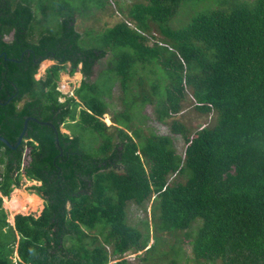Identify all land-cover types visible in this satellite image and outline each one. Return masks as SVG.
Wrapping results in <instances>:
<instances>
[{
    "label": "trees",
    "instance_id": "1",
    "mask_svg": "<svg viewBox=\"0 0 264 264\" xmlns=\"http://www.w3.org/2000/svg\"><path fill=\"white\" fill-rule=\"evenodd\" d=\"M47 1L57 29L31 40L44 22L33 7ZM183 1L134 2L127 19L91 36L76 29L66 0H0V135L15 145L28 118L16 147L0 141V264H131L128 251L160 264V254H147L159 241H181L180 231L201 264H264V0L197 10L173 26ZM44 60L54 63L36 78ZM61 71L81 72L73 95L58 90ZM115 83L116 113L105 100ZM187 94L213 118L192 132L172 119L184 141L178 153L133 109L153 103L166 122ZM85 130L98 136L96 153L81 146ZM22 178L35 181L27 188L43 208L10 223L2 200ZM149 202L142 231L127 207L146 212Z\"/></svg>",
    "mask_w": 264,
    "mask_h": 264
},
{
    "label": "rangeland",
    "instance_id": "2",
    "mask_svg": "<svg viewBox=\"0 0 264 264\" xmlns=\"http://www.w3.org/2000/svg\"><path fill=\"white\" fill-rule=\"evenodd\" d=\"M137 1H143V0H66V2L69 3V6L72 9L75 8L76 29L80 31L81 33L90 32L91 36L96 35L100 31H102L103 28L105 27L112 26L121 20L127 19L126 17L127 8L131 4ZM198 1L199 0H188L185 2L183 1L176 15L172 19L171 24L173 26H179L182 24L184 25V23L188 21L189 16L197 10H205L208 7L215 8V7H220V6L224 8H228L235 1H251V0H205L204 3H201ZM218 1H222L224 3L220 5ZM45 4L46 5L44 7H40V6L33 7L35 15L42 16L44 18V22L42 25L37 26L33 30L32 34L30 33L31 40H36L40 32H47L49 31V29L51 31H55L57 29L58 22H57V18L55 17L56 14L53 10L49 9V1H47ZM43 8H46V10H43ZM6 39L9 40L10 36H6ZM106 62H107V59L104 58L100 65L95 66V70H94L95 73L101 67H105ZM52 63H54V61L52 60L42 61L35 75L36 78H39L40 76H42L45 72V69ZM146 68L148 72L150 69L148 67ZM95 73L94 75H96ZM139 73L140 74L142 73L145 75V72L143 71L139 70ZM81 79H82V74L80 71H76L72 75H69L68 73L61 71L59 75V80H58V90L61 91L65 95H73L74 89L78 87ZM120 92H121V89L119 87V84L115 83L111 89L110 96L105 98V100L108 102L109 111H112V112L114 111V113H116L118 111L123 110V106L122 104H120V100H119ZM60 100L61 101L64 100V97H60ZM192 102L193 100L191 96L187 94V98L183 102L181 111L178 112L173 117L167 118L166 122H160L156 120L155 104L153 103L145 104L142 107V109L135 107L133 109V118L139 119V118H143L145 115L146 118L143 119L142 124L140 125H143L145 129L147 127L151 128L157 134L170 135L173 138L176 151L178 153H182V150L184 148V141L181 135L172 133L170 131L171 120L175 119L177 123L183 124L185 127L191 129V132H192L201 126L208 124L213 118L212 114H201L200 112L195 110L193 108ZM103 120L106 124H111L109 115H104ZM61 131L70 133V130L66 129L65 125H61ZM79 134L81 135L80 136L82 139L81 146L84 149V151L88 153H96L97 151L96 145L98 144L97 143L98 136L96 134L91 133L89 130H85L84 133L81 131ZM26 150L27 149H25L24 152H26ZM25 159H26V155H25ZM34 183L35 181H26L24 180V178H22V186L16 189L29 193V194H33V192H30L27 187H29L30 185ZM16 189H13L9 198H11V196L15 193ZM16 196L18 197V199H20V193H16ZM2 206L5 209V211H7V220L10 223H13V217L16 213H22V214L32 213L35 216L39 214L38 212L32 209L19 210V211L11 210L9 209L7 205V201H5V197H3ZM146 218L149 221L150 202L147 204L146 212L145 210H143V208L138 207L135 204L128 205L127 219L130 224L144 231V226L142 222ZM194 229H195V226L193 225L191 226L190 229H187L186 231L189 232V235H192L194 233ZM184 232L185 231L178 232L179 234L178 237H179V240L181 241H176L174 237L168 238L169 240L165 242L159 241L155 245L154 252H149L147 255L150 256V254H153V255L160 254V257L158 256L153 257L154 259L158 260L160 264H201V262H205V261L199 262L194 258L193 252L191 250V245L188 243V240L190 237L183 236ZM152 234H153V231H152L151 222H150V225H149L150 239L148 242V246L153 243ZM165 237H168V236H165ZM175 243H179V244L175 245ZM172 245H175V247H178V245H180L181 247L179 248L178 251L174 252L171 249ZM142 252L143 251H139L137 253H131L130 251H128L123 254L122 258H125L131 264H142L144 261L140 260V258L137 257V255L141 254ZM215 264H218V263H215Z\"/></svg>",
    "mask_w": 264,
    "mask_h": 264
},
{
    "label": "bare ground",
    "instance_id": "3",
    "mask_svg": "<svg viewBox=\"0 0 264 264\" xmlns=\"http://www.w3.org/2000/svg\"><path fill=\"white\" fill-rule=\"evenodd\" d=\"M16 193H20V199H18V197L16 196ZM39 203H40V199L36 195L27 194L26 192H23L17 189L15 193L11 196V198L7 199V205L9 209L14 210V211L27 210V209L34 210Z\"/></svg>",
    "mask_w": 264,
    "mask_h": 264
},
{
    "label": "water",
    "instance_id": "4",
    "mask_svg": "<svg viewBox=\"0 0 264 264\" xmlns=\"http://www.w3.org/2000/svg\"><path fill=\"white\" fill-rule=\"evenodd\" d=\"M27 122H28V118H26V119L24 120L22 130H21V132H20V134H19V136H18V138H17V141H16L15 145H11V144L8 142V140H7L6 138H4L3 136H1V135H0V141L4 142V143H5L7 146H9V147H12V148L16 147V146L20 143V141H21V139H22V137H23V133H24V131H25V129H26Z\"/></svg>",
    "mask_w": 264,
    "mask_h": 264
},
{
    "label": "crops",
    "instance_id": "5",
    "mask_svg": "<svg viewBox=\"0 0 264 264\" xmlns=\"http://www.w3.org/2000/svg\"><path fill=\"white\" fill-rule=\"evenodd\" d=\"M16 189V188H15ZM29 194V193H27ZM34 195H36L35 193H33ZM39 199H40V203L36 206V208L34 209V211L40 213L41 209L43 208V200L38 196L36 195ZM8 199V198H7ZM6 197H5V201H7ZM10 199V198H9ZM14 218V217H13Z\"/></svg>",
    "mask_w": 264,
    "mask_h": 264
}]
</instances>
